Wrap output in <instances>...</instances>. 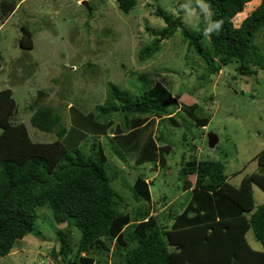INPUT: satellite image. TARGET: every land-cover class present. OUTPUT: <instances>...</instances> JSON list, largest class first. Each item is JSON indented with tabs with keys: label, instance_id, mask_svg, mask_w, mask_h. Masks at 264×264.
Listing matches in <instances>:
<instances>
[{
	"label": "trees",
	"instance_id": "16d2710c",
	"mask_svg": "<svg viewBox=\"0 0 264 264\" xmlns=\"http://www.w3.org/2000/svg\"><path fill=\"white\" fill-rule=\"evenodd\" d=\"M137 1L116 0L124 13ZM202 1L209 13L206 18L202 6L194 4L199 27L187 28L180 15L156 7L166 25L157 31L150 29L151 33L168 38L180 31L187 48L201 57L210 76L232 62L242 75L264 70V55L255 42V35L264 30V0L249 11L246 8L252 0ZM16 6L17 0H0V24ZM238 18L241 21L236 22ZM217 22L220 28L209 33V43L204 44V30ZM20 30L18 45L31 50V31L26 26ZM157 40L139 50L140 61H148L159 51ZM108 84L103 102L88 112L73 103L64 111L61 105L44 102L47 92L38 90L27 104L32 110L29 122L39 131L53 134L55 138L47 142L32 139L26 124L16 119L13 90L0 89V256L28 234L42 238L35 221L37 207L46 205L59 225L54 240L65 264H264V204L256 206L253 195L254 185L264 191V149L255 157L258 170L245 174L238 184L228 181L219 160L193 154L181 158L178 188L187 192V201L178 211L170 207L157 215L152 214L157 209L151 206L145 175H136L132 183L122 176L132 197L145 203L130 211L124 197L112 187V179L120 175L116 169L108 173L103 141L107 140L116 157L126 156L134 167L151 163L162 169L174 146L168 140V127L156 119L165 118L173 128L183 122H189L187 128H202L210 118L198 117L197 103L179 101L180 96L158 79L138 95ZM72 226L80 232L73 256L65 237ZM249 230L260 249L247 241Z\"/></svg>",
	"mask_w": 264,
	"mask_h": 264
},
{
	"label": "rangeland",
	"instance_id": "374dc122",
	"mask_svg": "<svg viewBox=\"0 0 264 264\" xmlns=\"http://www.w3.org/2000/svg\"><path fill=\"white\" fill-rule=\"evenodd\" d=\"M82 1L17 0L14 12L0 24V89L13 90L18 105L16 119L26 124L33 140L47 142L55 138L29 122L32 110L27 104L38 90L47 92L44 102L61 105L64 111L73 103L88 112L103 102L108 83L138 95V91L149 89L159 79L174 95L180 96L179 101L197 103L198 117L210 119L202 128H187L189 122L173 128L165 118L156 119L168 127V140L174 146L167 156V166L162 169L151 163L134 167L131 161L125 160L126 156L116 157L107 146V140L103 141L107 148V171L111 174L116 169L120 175L112 179V187L124 197L128 210L145 203L136 201L120 178L124 176L132 183L138 174H155L157 177L149 186L155 201L163 199L160 195L166 196L167 200L175 202L174 206L169 204L167 211L170 207L172 211L180 210L188 195L178 188V169L181 158L191 154L199 159L221 161L232 184H238L245 174L258 170L255 157L264 149V70L242 75L236 69L237 63L232 62L210 76L201 57L187 48V40L180 31L168 38L150 31L166 25L156 14V7L169 15H180L187 28L199 27L194 4L202 6L203 1L138 0L128 13L118 8L116 0H86L90 12ZM259 1L252 0L247 11ZM204 13L208 18L205 9ZM238 19L236 22L241 21ZM21 26L28 27L32 33L31 50L18 45ZM155 40L159 51L148 61H140L139 50ZM202 41L209 43L208 37ZM255 42L264 55V30L255 35ZM154 61L153 67L144 69ZM209 132L217 137L214 146L208 144ZM157 167L158 171L152 172ZM253 195L256 206L264 204V191L256 185ZM37 213L35 226L42 238L28 234L17 239L12 250L0 256V264H65L57 254L54 235L58 224L50 208L39 206ZM69 232L65 237L71 243L73 256L80 232L74 226L69 227ZM246 238L252 248H261L252 230Z\"/></svg>",
	"mask_w": 264,
	"mask_h": 264
},
{
	"label": "crops",
	"instance_id": "0c3cea01",
	"mask_svg": "<svg viewBox=\"0 0 264 264\" xmlns=\"http://www.w3.org/2000/svg\"><path fill=\"white\" fill-rule=\"evenodd\" d=\"M159 80V79H158ZM165 85V84H164ZM126 163V162H125ZM151 171V170H150ZM158 171V167L157 168H155V169H152V172H157ZM145 177H146V181L147 182H149L150 183V185L154 182V179L157 177H155V174H150V175H145ZM150 190H151V188H150ZM191 189H188V191H190ZM156 191V189L154 190V192ZM187 191V190H186ZM183 193H187V192H185V191H183ZM151 196H152V203L151 204H153V205H151L152 207H155L157 210H154V209H152V214H155V215H157V213H162V212H165V211H167V207L169 206V204H171V203H173L174 201H171L170 199L169 200H167L166 198V196H162V195H160V197H161V199L162 200H160V201H157V202H155V198H154V195H153V193L151 192ZM154 204H157L158 205V208L156 207V205L154 206ZM157 219H160L161 221H165L164 219H162V218H160V217H157ZM168 219H169V222H171V219H170V215L168 214ZM168 222V223H169ZM167 223V224H168Z\"/></svg>",
	"mask_w": 264,
	"mask_h": 264
},
{
	"label": "clouds",
	"instance_id": "9594fccd",
	"mask_svg": "<svg viewBox=\"0 0 264 264\" xmlns=\"http://www.w3.org/2000/svg\"><path fill=\"white\" fill-rule=\"evenodd\" d=\"M199 2L202 3V0H199ZM17 5H18V4H17ZM82 5H83V4H82ZM202 6H203V8L205 9V11L209 13L208 5L203 4ZM16 7H17V6H16ZM84 7H85V6H84ZM15 9H16V8H15ZM219 28H220V23L217 22V23L213 24L212 27L206 28V29L204 30V35H205L206 37H209V38H210L209 33H212L214 30H218Z\"/></svg>",
	"mask_w": 264,
	"mask_h": 264
},
{
	"label": "water",
	"instance_id": "95a60500",
	"mask_svg": "<svg viewBox=\"0 0 264 264\" xmlns=\"http://www.w3.org/2000/svg\"><path fill=\"white\" fill-rule=\"evenodd\" d=\"M82 4H83L85 7H87L88 12H90V7L88 6L87 1H86V0H83V1H82ZM207 136H208V144H209L210 146H214V145L216 144V142H217V137H216V135L213 134V133H211V132H209V133L207 134Z\"/></svg>",
	"mask_w": 264,
	"mask_h": 264
}]
</instances>
